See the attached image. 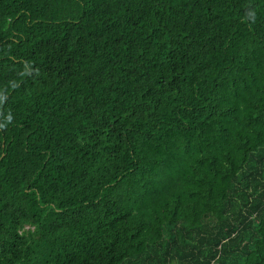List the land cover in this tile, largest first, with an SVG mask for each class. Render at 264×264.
I'll return each instance as SVG.
<instances>
[{
    "label": "trees",
    "instance_id": "1",
    "mask_svg": "<svg viewBox=\"0 0 264 264\" xmlns=\"http://www.w3.org/2000/svg\"><path fill=\"white\" fill-rule=\"evenodd\" d=\"M0 264H264V0H0Z\"/></svg>",
    "mask_w": 264,
    "mask_h": 264
}]
</instances>
